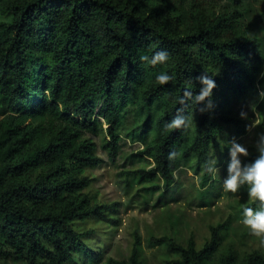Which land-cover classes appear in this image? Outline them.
I'll list each match as a JSON object with an SVG mask.
<instances>
[{"label":"trees","instance_id":"16d2710c","mask_svg":"<svg viewBox=\"0 0 264 264\" xmlns=\"http://www.w3.org/2000/svg\"><path fill=\"white\" fill-rule=\"evenodd\" d=\"M161 50L166 64L140 60ZM161 72L173 80L157 84ZM204 72L217 87L201 113L178 101L199 93ZM261 72L264 0H0V264H148L137 232L126 258L104 259L119 213L92 194L97 149L114 162L123 137L140 142L152 167L121 181L146 183L138 192L163 197L181 169L214 183L205 167L223 164L226 125L245 133L231 100L254 97L264 117ZM180 108L189 128L166 129ZM228 229L209 224L200 244L151 236L147 247L163 252L160 264H264L263 248L229 241Z\"/></svg>","mask_w":264,"mask_h":264},{"label":"rangeland","instance_id":"374dc122","mask_svg":"<svg viewBox=\"0 0 264 264\" xmlns=\"http://www.w3.org/2000/svg\"><path fill=\"white\" fill-rule=\"evenodd\" d=\"M254 97L236 102L231 100L229 113L239 120L244 129L243 135H236L232 125H226L225 133L229 135V143L216 149L214 157L221 156L223 152V164L218 172L213 175L214 183H207L204 187L198 185L197 176L189 169H181L175 174V183L162 197V193L138 192L139 186L135 179L128 177L125 184L121 181L124 174L130 170L144 168L149 171L152 162L141 153L143 148L139 141H132L123 137L120 141L121 148L116 161H110L105 152L97 149L98 156L103 163L91 171L94 177L92 194H96L98 200L106 204H118L119 223L113 227L114 233L104 237V259L112 258L122 260L129 255L134 234L140 235L148 264H160L164 259L163 252L157 248H148V239L152 236L159 238L164 234L175 235L179 239L193 237L200 244L208 235V225L218 222H228V240L236 244L259 245L258 240L249 234L242 221V211L245 207H251L253 200L248 196L247 186L241 187L236 194L227 192L223 187V180L227 177V166L230 161V143L235 138L237 143L247 147L250 154L256 153L255 143L258 133L264 132L263 119L258 110ZM247 113V119H241L240 112ZM254 125L249 131L246 126ZM128 123L127 127H129ZM126 127L122 134L128 132ZM227 135V136H228ZM98 144L99 140L91 136ZM213 157V158H214ZM245 157H242V161ZM208 192L207 205H198V193ZM214 194V195H213ZM210 195L212 197H210ZM211 204H210V203ZM264 249V247H261Z\"/></svg>","mask_w":264,"mask_h":264},{"label":"clouds","instance_id":"9594fccd","mask_svg":"<svg viewBox=\"0 0 264 264\" xmlns=\"http://www.w3.org/2000/svg\"><path fill=\"white\" fill-rule=\"evenodd\" d=\"M140 60L155 67L156 65L166 64L169 60V53L161 50L155 52L151 58L142 55ZM260 77L264 78V72H261ZM155 79L157 84L167 85L173 80V76L161 72ZM197 79L202 85L199 93L194 94L191 90L185 89L178 102L181 105H186L188 102L197 106L203 105V107L198 108L201 113L211 111L214 108L213 90L217 87L215 80L206 72L197 77ZM259 97L264 100V90L259 91ZM183 112L184 108L178 109L173 119L165 125L166 129L180 130L189 128L192 117L183 115ZM240 117L241 119H247V113L241 111ZM246 127L250 131L254 125ZM257 135L258 139L255 143V148L258 155L250 163H243L241 159L250 155L247 147L237 143L235 138L231 141L229 148L230 161L227 166V177L223 180V187L225 191L236 194L241 187L246 185L249 198L254 202H258L259 207L256 209L252 207L243 209L241 223L249 230V234L258 240L259 245L264 247V132H260ZM176 155L175 152H171L169 159H174ZM216 163V160L208 162L205 171L209 174H216L218 172V168L215 167Z\"/></svg>","mask_w":264,"mask_h":264}]
</instances>
